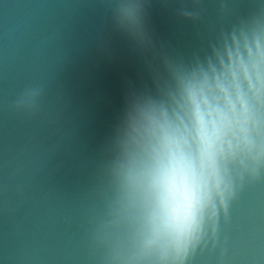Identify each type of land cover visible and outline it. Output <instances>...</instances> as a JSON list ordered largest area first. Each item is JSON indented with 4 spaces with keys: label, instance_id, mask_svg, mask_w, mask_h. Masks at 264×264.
<instances>
[{
    "label": "water",
    "instance_id": "1",
    "mask_svg": "<svg viewBox=\"0 0 264 264\" xmlns=\"http://www.w3.org/2000/svg\"><path fill=\"white\" fill-rule=\"evenodd\" d=\"M143 5L141 43L115 25V0H0V264H99L91 219L129 100L171 106L169 66L219 69L234 39L245 57V38L264 46V0ZM32 86L39 108L12 107ZM184 264H264V167Z\"/></svg>",
    "mask_w": 264,
    "mask_h": 264
},
{
    "label": "clouds",
    "instance_id": "2",
    "mask_svg": "<svg viewBox=\"0 0 264 264\" xmlns=\"http://www.w3.org/2000/svg\"><path fill=\"white\" fill-rule=\"evenodd\" d=\"M143 10V0H115L112 12L117 28L141 43ZM234 43L219 69L169 66L171 106L129 100L91 219L99 264H184L218 207L227 212L245 175L256 178L264 167V46L245 38V57ZM42 94L28 87L12 107L35 112ZM213 237L216 244L215 229Z\"/></svg>",
    "mask_w": 264,
    "mask_h": 264
}]
</instances>
